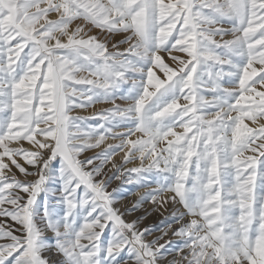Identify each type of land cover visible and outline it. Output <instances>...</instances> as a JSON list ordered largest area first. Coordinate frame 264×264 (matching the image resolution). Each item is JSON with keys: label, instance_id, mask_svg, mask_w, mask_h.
Returning <instances> with one entry per match:
<instances>
[{"label": "snow or ice", "instance_id": "snow-or-ice-1", "mask_svg": "<svg viewBox=\"0 0 264 264\" xmlns=\"http://www.w3.org/2000/svg\"><path fill=\"white\" fill-rule=\"evenodd\" d=\"M261 121L264 0H0V264H264Z\"/></svg>", "mask_w": 264, "mask_h": 264}, {"label": "rangeland", "instance_id": "rangeland-1", "mask_svg": "<svg viewBox=\"0 0 264 264\" xmlns=\"http://www.w3.org/2000/svg\"><path fill=\"white\" fill-rule=\"evenodd\" d=\"M51 18L52 19H55L56 17L55 16H52ZM91 35H98V32L93 31L91 33ZM225 38L226 39H230L231 37H225ZM121 39H123V36L117 35V36H115L113 38V42H118ZM125 47H127V45L121 46L120 50L123 51V49ZM109 48L111 50V43L109 44ZM164 59H165V62L168 63L170 66L176 67V64L173 61H171L166 55H165ZM158 74H160V73H158ZM117 103L122 104L121 101H117ZM182 103H183V101H182ZM106 107H110V105H97L95 108H88L86 110H79L78 109L75 112H73L72 115H80V116L90 117L94 113H96V112L100 111L102 108H106ZM261 122L264 123V121H261ZM246 123H250V122H247L246 121ZM178 131H182V130L181 129H178ZM133 139H136V137H133ZM107 143H118V141L109 140V141H107ZM24 146L26 148L30 147L29 145H27V143H25ZM94 154H95L94 152H88L85 155L91 156V155H94ZM245 155H251V153H245ZM122 156H123V153H121L119 156H116L115 157L116 162H118V163L121 162ZM81 158H83V157H81ZM21 163H23V161H21ZM25 166L28 167L27 165H25ZM129 166L131 167L133 165H129ZM109 167H111V166L109 165ZM28 170L29 171H32L33 169L31 167H28ZM14 171H16L17 176L20 179H23V177L18 172V170H15L14 169ZM111 174L112 173H109V175H111ZM116 182L117 181H113L112 182L111 187L109 188V191H111L112 188H117L119 186L120 182L117 185H115ZM154 187H155V185H153V188ZM53 188L54 189H58L59 188V185H53ZM124 188L126 190L120 196H118V199L120 200V202L118 204L124 205V208H125V211H123L122 214H125L124 215V218L127 221L135 220L137 217H144V219L141 221V223L139 225L140 228L143 229V228L147 227V228L155 229L156 230V232H155L154 235L148 236V240L149 241L155 239V236L160 234V230L165 225H167L168 223H171L172 222V219H173L172 213L174 211H183V208H182L181 205H179V204H169L167 206V209L168 210L167 211H164L163 212V215H161L160 213L153 211V208H154L153 205H151L150 203H145L143 205V207L139 211L133 212L131 216H128V215H126V210L129 209V208H131L132 204L138 199V197L132 194V192L136 190L135 189V186H133V185H125ZM169 195H171V194H169ZM118 204H116V205H118ZM116 205H115V207L117 208ZM149 213H151V214L149 215ZM161 222H163V223H161ZM8 223L12 224L13 222L9 220ZM175 227H178V226H175ZM48 235H49V239L51 240V233H49ZM168 238L175 240V238L171 237V233L169 234V237ZM161 242L163 243V241H161ZM44 255L48 259H51V257H53V256L54 257H57L58 256L57 254H55V251L54 250L48 251ZM58 257H59L58 261H61L62 260V257H60V256H58ZM171 258L172 257H169V259H171ZM58 261L54 262V264H57Z\"/></svg>", "mask_w": 264, "mask_h": 264}, {"label": "bare ground", "instance_id": "bare-ground-1", "mask_svg": "<svg viewBox=\"0 0 264 264\" xmlns=\"http://www.w3.org/2000/svg\"><path fill=\"white\" fill-rule=\"evenodd\" d=\"M119 183V181H117L116 183H115V185H117ZM117 187V186H116ZM118 204V203H117ZM132 204V203H131ZM117 206V208L120 210V212L121 213H123V211H125V208H124V205H121V204H118V205H116ZM128 207V206H127ZM168 210V209H167ZM159 215V214H158ZM58 259H59V257L57 256V257H51V259H49L50 260V262H51V264H54V262H56V261H58Z\"/></svg>", "mask_w": 264, "mask_h": 264}]
</instances>
